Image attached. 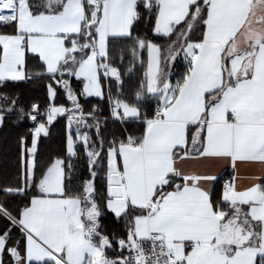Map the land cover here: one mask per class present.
Returning <instances> with one entry per match:
<instances>
[{
    "label": "snow or ice",
    "instance_id": "snow-or-ice-1",
    "mask_svg": "<svg viewBox=\"0 0 264 264\" xmlns=\"http://www.w3.org/2000/svg\"><path fill=\"white\" fill-rule=\"evenodd\" d=\"M9 129L0 264H264V0H0Z\"/></svg>",
    "mask_w": 264,
    "mask_h": 264
},
{
    "label": "trees",
    "instance_id": "trees-1",
    "mask_svg": "<svg viewBox=\"0 0 264 264\" xmlns=\"http://www.w3.org/2000/svg\"><path fill=\"white\" fill-rule=\"evenodd\" d=\"M135 79V77H133ZM5 140L8 141L7 149L4 147ZM15 130L9 129L6 132H0V166L7 160L9 169L14 164L15 158ZM61 136L59 131L53 136L52 140L46 141L44 144V151L46 153H53L57 151L60 146Z\"/></svg>",
    "mask_w": 264,
    "mask_h": 264
}]
</instances>
